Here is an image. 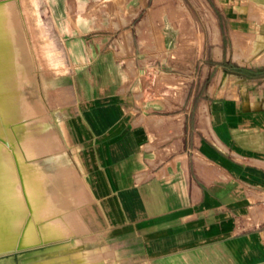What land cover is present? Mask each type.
<instances>
[{"label": "crops", "instance_id": "obj_1", "mask_svg": "<svg viewBox=\"0 0 264 264\" xmlns=\"http://www.w3.org/2000/svg\"><path fill=\"white\" fill-rule=\"evenodd\" d=\"M33 2L55 31L34 32L38 58L69 99L49 108L95 206L71 227L75 264H98L84 240L102 233L123 239L112 248L123 264H264V65L180 98L140 63L153 25L137 2L23 0L31 23Z\"/></svg>", "mask_w": 264, "mask_h": 264}, {"label": "bare ground", "instance_id": "obj_2", "mask_svg": "<svg viewBox=\"0 0 264 264\" xmlns=\"http://www.w3.org/2000/svg\"><path fill=\"white\" fill-rule=\"evenodd\" d=\"M26 14L23 0H0V264H75L70 248L80 238L63 220L74 208L59 205L68 187L75 190L65 175L71 158L46 101L50 76L40 70ZM257 61L264 64V55ZM53 137L63 148L42 154ZM78 202L76 212L85 206Z\"/></svg>", "mask_w": 264, "mask_h": 264}, {"label": "rangeland", "instance_id": "obj_3", "mask_svg": "<svg viewBox=\"0 0 264 264\" xmlns=\"http://www.w3.org/2000/svg\"><path fill=\"white\" fill-rule=\"evenodd\" d=\"M114 1L116 4L132 5L137 2L136 5L139 6L142 18H145L148 24L153 25V28H148L151 44L144 51L146 61L142 60L140 63L149 64L152 73L148 76V80H153L155 86L179 87L180 98L184 93V89H182L184 86L190 85L191 89L195 85L199 88L202 87V89L210 85H214L216 88L222 85L230 86L235 84L234 73L236 70L264 65L257 63L258 58L264 55V0ZM33 3V5L29 3L27 7L29 8V17L32 16L31 18H33L34 15V22L30 24L29 28L30 39L34 45V32H39L42 40L44 36L50 39L49 33L55 31L50 29L51 23H47L49 13L46 12L45 7L42 5L37 7V3ZM31 25L39 28L33 30ZM53 38L58 40V37ZM235 53L241 54L243 64L235 60ZM37 56L39 55L37 54ZM45 63L47 62L39 60L40 70L49 67ZM48 63L60 64L58 61H48ZM138 74L139 78L143 80L142 75ZM38 78L40 84L44 85V78L41 74ZM45 79L48 80L47 77ZM49 79L52 91L48 92L43 88L44 86L42 87L48 105L51 104L55 107V104H60V102L66 103L69 99H66L64 95L60 97L57 89L61 85V78L50 76ZM55 87L57 88L55 89ZM58 111L53 110L51 113L62 138V135H65V127L60 123L61 117ZM47 141L50 143L47 144ZM47 141L45 145L41 146L40 152L42 154L63 148L59 137H53ZM63 144L73 162L67 159L68 161L64 165L67 169V174H65L68 177L67 184L69 180L72 181L75 190L73 191V188L68 187V198H64V201L59 202V205H65V208L61 209L62 211L74 208L71 214L63 220L70 226L83 230L85 228L84 223L76 212L77 202L80 199L78 204H86L90 198L83 182V175L76 168L77 158L73 156L74 146L65 140H63ZM72 191H76L77 199L74 198ZM93 207L95 206H85L82 210L88 222V217L91 218L93 214ZM84 241L88 249L101 254L98 264L124 263L123 260H118L112 251L116 243L122 244L123 239L117 240L102 233L89 235Z\"/></svg>", "mask_w": 264, "mask_h": 264}]
</instances>
